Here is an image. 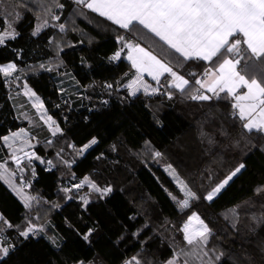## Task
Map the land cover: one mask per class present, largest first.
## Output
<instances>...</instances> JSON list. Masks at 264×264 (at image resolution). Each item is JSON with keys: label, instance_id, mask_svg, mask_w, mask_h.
I'll return each instance as SVG.
<instances>
[{"label": "trees", "instance_id": "16d2710c", "mask_svg": "<svg viewBox=\"0 0 264 264\" xmlns=\"http://www.w3.org/2000/svg\"><path fill=\"white\" fill-rule=\"evenodd\" d=\"M59 2L64 8L56 14L67 25L66 32L49 26L33 36L40 23L37 9L29 3L32 11L16 9L22 15L15 19L8 13L16 0H0V16L5 17L0 19V29L9 21L19 33L16 39L0 45V65L15 62L18 69L12 77L0 74V136L26 127L37 137V155L55 163L56 152L63 148L64 158L76 161L71 169L58 165L48 171L47 165L33 160L30 168H35L36 175L23 173L32 184L27 189L29 194L61 205L52 208L42 202L31 210V215L40 212L38 223L49 222L48 235L59 238V250L44 234L17 239L15 231L9 230L16 248L0 264H123L132 256H139L145 264H162L172 256L173 249L185 246L178 230L192 212L213 230L208 247L224 253L218 264H264V193H255L264 185V134L242 129L230 99L193 101L176 90L172 99L160 94L130 96L124 85L134 70L123 56L118 61L109 59L120 47L118 35L135 39L188 79H192L190 72L201 73L207 63L193 60L179 67L147 30L129 33L90 10L83 9L80 14L82 6L74 0ZM48 19L50 25L57 23ZM53 37L61 41L62 51L50 43ZM41 64L46 67L40 68ZM48 67L53 70L48 71ZM65 72H72L82 86L77 98L60 93L56 77ZM25 82L42 98L62 134L41 136L46 127L36 114L24 111L17 115L11 95ZM106 84L114 87L106 90ZM103 100L108 104H102ZM92 137L99 143L83 156L67 147L74 144L79 148ZM48 140L53 141L51 146ZM156 151L163 155L155 157ZM101 153L103 157L97 159ZM9 155L0 142V162ZM240 163L246 167L213 201L202 198ZM169 164L201 196L187 209H180L169 195L183 198L165 170ZM7 166L16 170L10 160ZM71 173H75V180ZM88 175L99 185H111L113 192L104 200L93 194V203L85 211L78 198L66 202L64 193L58 190ZM16 180L21 182L19 174ZM230 209H235V214ZM29 212L0 179V213L13 224H21ZM89 227L95 231L86 242L78 232L82 234ZM137 232L139 235H133Z\"/></svg>", "mask_w": 264, "mask_h": 264}, {"label": "snow or ice", "instance_id": "6c2138e0", "mask_svg": "<svg viewBox=\"0 0 264 264\" xmlns=\"http://www.w3.org/2000/svg\"><path fill=\"white\" fill-rule=\"evenodd\" d=\"M29 3L37 9L36 16L40 20L35 26L33 36L42 28L49 26L57 28L60 33L66 32L67 25L60 22L61 16L56 14L64 8V4L59 0H16L13 11L8 15L19 19L22 14L16 9L32 11L28 7ZM75 3L82 6L80 14H83V9L90 10L129 33H136L141 29L147 30L156 38L161 50L172 56L179 67H183V62L193 60L207 63L201 73L190 72L188 75L192 79H188L180 71L175 70L168 60L154 54L135 39L118 35L116 40L120 47L109 59L118 61L122 58V54L127 52L126 58L130 61L131 69L135 70L134 78L124 85L130 90V96H136L142 90L146 96L160 94L172 99L175 94L173 90H176L193 101L230 99L231 108L238 110L242 129L247 133L257 131L264 134V0H75ZM48 17L57 23L50 25ZM0 19L5 17L0 16ZM6 23L7 27L0 29V45H5L6 41L14 40L19 35L11 22L6 21ZM50 43L56 46L58 52L63 50L61 41L54 37L50 39ZM59 66V64L55 65V67ZM45 67L44 64L40 65V68ZM47 70L52 71L53 68L48 67ZM17 71L15 62L0 65V74L6 78L12 77ZM145 74L152 78L156 86L144 80ZM127 75L128 73H125V76ZM162 77L166 81L163 86H161ZM19 78V76L15 77L17 80ZM23 87L24 95L37 101L32 106L39 113V120L48 127L50 134L53 137L62 134L63 130L51 116L47 115L36 93L26 84ZM104 87L106 90H111L114 86L106 84ZM221 93L224 94L223 97ZM101 103L107 105L108 101L103 100ZM236 114L234 111L233 115ZM201 135L206 134L202 132ZM32 139L34 137H30L23 128L0 136V141H3L10 150L8 159L0 162V179H5V176L14 178L20 175L19 185L13 183L11 179L6 180V183L20 199L23 207L30 210L21 224H13L3 213H0V262L16 248L12 237L7 234L9 230L15 231L17 239H30L45 234L50 244L57 250L60 248L59 238L54 234L48 235L49 222L38 223L42 219L40 212L31 215V210L34 209V204L40 205L42 202L52 208H59L61 205L51 204L43 201L42 197L26 192L25 189H30L32 184L24 179L23 173L30 171L31 176L36 175L35 168H30L33 160L47 165L48 171L58 165L71 169L76 161L74 158L65 159L63 148L56 152L55 163L53 160H46L32 150L34 148ZM46 143L51 146L53 141L48 140ZM98 143V139L92 137L79 148L74 144H68L67 147L72 148L77 156H83ZM149 143L145 141V144ZM154 155L161 157L163 154L156 151ZM102 157L103 153L97 159ZM8 160L15 164L16 170L7 167ZM245 167L243 163L238 164L223 180L203 194L202 198L209 202L213 201ZM165 170L175 179L179 191L183 194V198L178 199L177 196L169 193L180 209H187L192 200L201 199V196L180 179L172 165H167ZM71 176L73 180L76 179L75 173H71ZM85 188L87 191L82 193ZM58 191L64 193L66 202L78 198L81 209L86 211L93 203V194L96 199L104 200L113 192V188L111 185H99L90 176H84L78 182L70 183ZM73 193L76 195L74 196ZM255 193L257 195L264 193V185L258 186ZM229 211L235 214V209ZM253 219L256 217L253 216ZM65 223H68L67 219ZM232 226L235 227V224ZM94 231V228L89 227L82 234L78 232V235L87 242ZM178 231L182 233L185 246L173 249L172 256L162 264H218L221 261L224 253L208 247L213 230L196 212H192L187 217ZM133 235H139V232ZM75 264H85V262L76 261ZM123 264H145V261L139 256H132Z\"/></svg>", "mask_w": 264, "mask_h": 264}, {"label": "rangeland", "instance_id": "374dc122", "mask_svg": "<svg viewBox=\"0 0 264 264\" xmlns=\"http://www.w3.org/2000/svg\"><path fill=\"white\" fill-rule=\"evenodd\" d=\"M56 83L58 85V88L60 90V93L64 96V97H73V98H77L80 94V92L82 91V86L79 84V82H77L75 80V77L72 76V74L70 72H65L63 75H60L58 77H56ZM25 84L32 89V91H34L36 93V91L27 83L25 82ZM24 84V85H25ZM24 87H21L17 90H14V92H12V101H13V105L15 108V111L17 113L18 116H21L24 111H30L34 114H36L39 117V113L37 112V110L32 106L34 103H37V101L33 98L30 99L29 97L24 95ZM36 95L40 98V102L43 103L44 108L46 109L47 115L51 116L52 119L57 123V121L54 119V117L49 113V111L47 110L42 98L36 93ZM43 123V122H42ZM58 124V123H57ZM59 125V124H58ZM46 127V132H42L41 136H46V133H48V136H50V132L48 130V127L46 125H44ZM30 136V135H29ZM31 137V136H30ZM32 137H34V139H32V144L35 146L36 144V135L32 134ZM35 151V150H34ZM8 167V166H7ZM9 168V167H8ZM89 176V175H88ZM180 177V176H179ZM16 177L14 178H9L7 176H5V179H2L5 183L6 180L11 179L13 183H15L16 185H19L21 182L15 180ZM181 180H183L180 177ZM184 181V180H183ZM8 185V183H6ZM68 186V185H67ZM25 191L27 192V189H25ZM9 236H11L9 233H7ZM41 235V234H40ZM45 235V234H44ZM13 242V239H12ZM14 243V242H13Z\"/></svg>", "mask_w": 264, "mask_h": 264}, {"label": "crops", "instance_id": "0c3cea01", "mask_svg": "<svg viewBox=\"0 0 264 264\" xmlns=\"http://www.w3.org/2000/svg\"><path fill=\"white\" fill-rule=\"evenodd\" d=\"M75 1V0H74ZM128 39H130V38H128ZM143 46V45H142ZM145 47V46H144ZM155 54V53H154ZM122 56L127 60V52L125 51L123 54H122ZM128 61V60H127ZM129 63H130V61H128ZM7 63H9V62H7ZM7 63H4V64H7ZM1 65H3V64H1ZM134 70V69H133ZM71 74H72V76H74V74L72 73V72H70ZM134 75H135V70L133 71V75L130 77V79L126 82V85L134 78ZM75 77V76H74ZM75 80L78 82V80L76 79V77H75ZM144 80L147 82V83H149V84H152L153 86H156L155 85V82L152 80V78L150 77V76H148L147 74H145L144 75ZM166 83V81L164 80V78L162 77L161 78V86H163L164 84ZM129 90V89H128ZM130 91V90H129ZM140 93H143V91L141 90L140 92H138L136 95H138V94H140ZM144 94V93H143ZM208 95H211V93H208ZM236 113L238 114V110H236ZM23 129H25L28 133H29V135L32 137V132L28 129V128H26V127H22ZM19 129H21V128H19ZM19 129H17V130H15V131H12V132H16V131H18ZM8 134H10V133H8ZM8 134H6V135H8ZM3 145H4V143H3V141H0ZM5 146V148L8 150V153L10 154V150L7 148V146L6 145H4ZM33 151H34V148L32 149ZM15 180H16V178H15ZM175 180V179H174ZM176 182V181H175ZM230 183V182H229ZM9 187V186H8ZM197 213V212H196ZM198 214V213H197ZM199 215V214H198ZM200 216V215H199ZM201 217V216H200Z\"/></svg>", "mask_w": 264, "mask_h": 264}]
</instances>
